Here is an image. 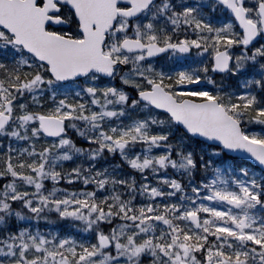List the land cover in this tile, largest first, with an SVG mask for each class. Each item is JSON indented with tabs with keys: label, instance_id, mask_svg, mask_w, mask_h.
<instances>
[{
	"label": "snow or ice",
	"instance_id": "1",
	"mask_svg": "<svg viewBox=\"0 0 264 264\" xmlns=\"http://www.w3.org/2000/svg\"><path fill=\"white\" fill-rule=\"evenodd\" d=\"M0 264H264V0H0Z\"/></svg>",
	"mask_w": 264,
	"mask_h": 264
}]
</instances>
